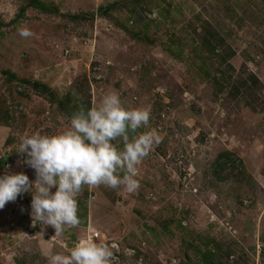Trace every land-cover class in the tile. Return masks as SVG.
Returning <instances> with one entry per match:
<instances>
[{"label":"rangeland","instance_id":"rangeland-1","mask_svg":"<svg viewBox=\"0 0 264 264\" xmlns=\"http://www.w3.org/2000/svg\"><path fill=\"white\" fill-rule=\"evenodd\" d=\"M41 1L48 10L0 0V177L35 182L21 137L65 130L69 100L92 106L115 91L125 108L149 111L137 131L159 140L137 166L135 191L85 185L80 224L55 238L50 226L30 230L31 193L6 203L0 264H48L93 233L136 250L142 264H205L195 246L213 264H264V0ZM199 17L235 54L227 83L185 60ZM22 27L34 35L21 37ZM135 260L122 254L115 264Z\"/></svg>","mask_w":264,"mask_h":264},{"label":"clouds","instance_id":"clouds-1","mask_svg":"<svg viewBox=\"0 0 264 264\" xmlns=\"http://www.w3.org/2000/svg\"><path fill=\"white\" fill-rule=\"evenodd\" d=\"M18 33L24 38L34 35L26 27L18 28ZM67 119V128L55 135L36 132L21 137L18 154L26 155L24 163L35 170L34 183L22 172L6 171L0 177V209L22 193H31L32 226L53 227V238L65 226L80 224L78 197L85 185L123 186L128 192L135 191L139 187L137 166L159 140L155 130L137 131L148 126L149 111L125 108L115 91L103 95L90 108L78 104ZM117 140L122 142V149L113 143ZM115 247L80 238L66 249L67 254L50 255L48 264H115Z\"/></svg>","mask_w":264,"mask_h":264},{"label":"trees","instance_id":"trees-1","mask_svg":"<svg viewBox=\"0 0 264 264\" xmlns=\"http://www.w3.org/2000/svg\"><path fill=\"white\" fill-rule=\"evenodd\" d=\"M31 5H38L40 9L43 11L48 10L49 8L42 2L41 0H31ZM54 7V6H53ZM55 11H57L56 7H54ZM198 21L200 22L198 24V28L194 30L195 36L197 38H192L191 45L194 46L195 55L192 57L186 56V61H194L197 63V66H195L197 69H203L204 67H210L219 75L218 77H214V84L220 85V80H223L224 83H227V76L225 73V69L232 68L230 59L235 56L234 52H232V49L227 45V42L225 41V38L223 35L217 30V28L212 25L211 22L204 21L202 17H199ZM179 56V55H178ZM250 81L252 83L257 82V78L254 74L248 75ZM220 83V84H219ZM224 86V85H223ZM241 84L240 86L237 85L235 87L237 90L241 91ZM80 104V103H79ZM86 108L91 107V103L89 101H86L82 103ZM69 105L73 106L71 109H68L69 113L67 115L70 117L71 113L76 110V103H73L72 100H69ZM71 110V112H70ZM227 154H224L222 157H227ZM229 160H224L222 163H219L218 166L223 169L229 165ZM220 168V170H221ZM81 205V203H80ZM196 250H199L198 253L202 255L201 259H204L205 264H213L215 262V256L211 251H207L206 253H202L200 248L195 246ZM214 259V261H213ZM203 261V262H204Z\"/></svg>","mask_w":264,"mask_h":264},{"label":"built area","instance_id":"built-area-1","mask_svg":"<svg viewBox=\"0 0 264 264\" xmlns=\"http://www.w3.org/2000/svg\"><path fill=\"white\" fill-rule=\"evenodd\" d=\"M17 204H19V203H17ZM36 227H39V226L36 225L35 227H33L32 224H31L30 230L34 231V230H36ZM43 227H46V226H43ZM50 228H53V227L50 226ZM35 235H38L37 232L35 233ZM99 238H101L99 233H93L92 235L89 236V239H92V240H97ZM106 244L109 245V246H112V245L116 246L115 248H113V252H114V254H115L116 258H117L116 262L120 261V256L123 254V255H127V256H131V257L136 258L135 261L138 264H142V258H139L140 256H138L136 250H134L132 248L131 249L127 248L126 250H122L120 243L117 242V241H114V240H109V241H107ZM127 250H132V252L134 254H129ZM173 263L175 264L176 260H173Z\"/></svg>","mask_w":264,"mask_h":264}]
</instances>
